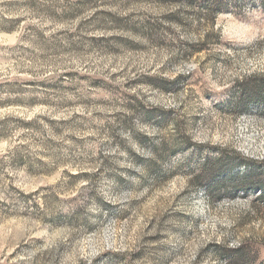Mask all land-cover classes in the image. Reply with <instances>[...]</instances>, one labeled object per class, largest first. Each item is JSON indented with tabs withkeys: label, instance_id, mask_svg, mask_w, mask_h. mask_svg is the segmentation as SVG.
<instances>
[{
	"label": "rangeland",
	"instance_id": "374dc122",
	"mask_svg": "<svg viewBox=\"0 0 264 264\" xmlns=\"http://www.w3.org/2000/svg\"><path fill=\"white\" fill-rule=\"evenodd\" d=\"M263 82L264 0H0V264H264Z\"/></svg>",
	"mask_w": 264,
	"mask_h": 264
},
{
	"label": "trees",
	"instance_id": "16d2710c",
	"mask_svg": "<svg viewBox=\"0 0 264 264\" xmlns=\"http://www.w3.org/2000/svg\"><path fill=\"white\" fill-rule=\"evenodd\" d=\"M244 89L247 88L244 87ZM258 91H264V82L259 86V90L257 89V92ZM205 168L207 169L206 171H210V176L208 179V183H210L211 181H214L216 178L220 177L224 170L230 171L232 168H234V164L233 162H219L218 164H214L209 161L205 164Z\"/></svg>",
	"mask_w": 264,
	"mask_h": 264
}]
</instances>
